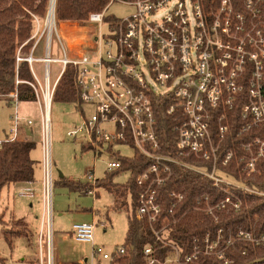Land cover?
<instances>
[{
  "label": "built area",
  "instance_id": "2783aa9c",
  "mask_svg": "<svg viewBox=\"0 0 264 264\" xmlns=\"http://www.w3.org/2000/svg\"><path fill=\"white\" fill-rule=\"evenodd\" d=\"M241 2L243 12L237 11L235 0H109L106 9L90 13L86 20L87 25L95 24L100 29L104 28V32L93 30L91 40L86 44L76 43L67 47L58 40L60 57L52 55V36L58 31L55 10L51 12L48 8L41 34L45 36L44 55L35 59L30 54L25 59L37 82L36 99L41 107L44 208L38 234L37 264H54L51 135L47 115L49 118L55 89L59 85L67 86L68 72L81 106H89L93 112L88 117L82 114L79 125L69 130L66 136L75 139L81 135L87 142L85 147L91 149L95 156L105 153L111 157L107 172L122 165L117 158L121 154L112 150L115 145L127 146L149 160L146 170L135 178L138 194L134 217L139 222L147 221L156 239L171 248L165 264L180 262L179 251L165 236L172 224L174 210L183 201L184 194L169 191V204L163 218L164 200L160 194L161 188L173 175L172 165L210 179L223 193V199L216 208L240 209L241 200L233 190L242 186L235 181L228 182L220 175L217 166L219 161L226 165L234 157V152L226 150L220 153L219 142L224 139L226 128L223 127L222 116L217 126H212V116L215 112L232 109L237 96L242 93L246 101L241 106L243 125L240 134L264 126V36L254 25L259 10L253 0ZM112 3L131 7L133 11L122 19L107 16ZM35 22L38 32L39 22L37 19ZM33 62L43 65V85L33 73ZM52 64L60 65V70L51 83ZM248 68H257L260 76L252 78L253 71ZM165 95L173 101L167 108L175 122L177 135L173 155L163 153L155 126L154 99ZM15 97L12 94L13 104L17 105ZM31 126V119L22 117L16 107L9 135L0 140V144L18 139L20 131ZM253 147L257 149L256 154ZM243 149L244 155L240 158L244 163L243 171L248 175L255 173L258 160H264V139L257 138L253 143L243 145ZM190 159L191 162L188 161ZM197 162L211 166L198 165ZM86 178L92 185L98 180L92 172ZM87 194L95 197L94 190H88ZM201 199L205 202L201 211L216 220L213 208L207 205L208 196L202 194L197 200ZM158 222L160 229L155 230ZM94 230L93 223L72 226L75 241L92 245L93 259L98 257L111 261L114 256L125 253L122 246L112 254L95 247ZM221 238V230L216 232L215 238L207 233L202 251L223 264H231L225 257V250L233 247L235 241L254 246L264 244V234L254 236L244 230H238L234 238H229L224 249L219 247ZM196 242L197 237L193 238V252L184 258V263L197 259L201 251ZM151 254V248L146 247L147 263H157Z\"/></svg>",
  "mask_w": 264,
  "mask_h": 264
},
{
  "label": "trees",
  "instance_id": "16d2710c",
  "mask_svg": "<svg viewBox=\"0 0 264 264\" xmlns=\"http://www.w3.org/2000/svg\"><path fill=\"white\" fill-rule=\"evenodd\" d=\"M241 1L235 0L238 12H243ZM253 2L259 10V16L254 20V25L256 30H259L264 36V0H253ZM108 4L109 0H55V5L54 0H51V3L50 0H0V99H3L7 104H12L14 99L8 96L15 94V100L18 103L36 102L37 83L30 65L25 59L29 57L30 51L36 43L35 19L38 21L45 19L49 5L51 12L55 10V19L60 24H85L90 13L104 10ZM32 56L34 57V55ZM67 77L65 83L67 86L65 88L58 86L55 89L52 102H72L80 109L81 102L75 90L72 89L70 72ZM245 101V94L241 93L237 96L232 109L225 111L228 128L220 144V151H233L234 157L226 165H222V161L217 164L222 175L225 174L242 186L233 190L241 200L240 209L234 211L216 208L223 199L222 191L215 188L213 182L205 176L175 165H172L171 179L160 190L164 200L162 218L166 215L165 211L169 204L167 198L169 191L175 190L184 194L183 201L174 210L172 224L165 236L166 240L179 251V264H223L215 257L203 253V240L207 233L211 238H215L216 232L221 230L220 249L225 248L226 241L229 238H234L238 230L252 232L254 236L264 234V160L259 159L255 173L249 175L243 171L244 163L240 161L244 155L243 145L251 144L257 138L264 139V126L254 127L248 132L240 134L243 125L241 106ZM172 102L170 96L166 95L154 99L155 126L159 133L163 153L168 155H173L177 141L174 131L175 122L173 117L167 113V108ZM220 112L222 114V111ZM217 113L219 112H215L212 116L213 122ZM213 126H215V122ZM34 148L35 143L27 138H18L0 144V192L4 187L10 185L35 182L36 162L30 157ZM252 149L256 154V147ZM117 158L122 164L121 167L115 171L107 172L104 178L97 180L98 188L106 190L113 197L112 210L127 213V228L122 246L125 253L114 256L111 264H148L144 255L146 247L151 248V255L157 262L155 264H165V260L170 257L171 248L163 246L156 239L147 221L139 222L134 217L138 194L135 178L146 170L149 160L136 152L130 159ZM196 164L211 166L209 163L197 162ZM121 171H127L129 179L123 184H116L113 182V178ZM61 179L60 183L70 191L85 194L90 189L88 184L83 185L73 180ZM245 189L253 192H247ZM202 194L208 196L207 205L213 208L216 220L208 213L201 211L205 202L202 199L200 201L197 199ZM2 216H5L3 212L0 214V217ZM14 222L12 225L21 227L24 233L4 228L2 236L10 247L13 239L27 237L28 234V226L24 221L16 219ZM154 228L155 230L160 229L159 222ZM195 237H197L196 245L201 252L194 262L184 263V258L193 252L192 240ZM35 255L34 264H37L38 253ZM225 257L231 261V264L263 262L264 244L254 246L250 243L235 241L233 247L225 250ZM3 263L4 260L0 258V264Z\"/></svg>",
  "mask_w": 264,
  "mask_h": 264
},
{
  "label": "rangeland",
  "instance_id": "374dc122",
  "mask_svg": "<svg viewBox=\"0 0 264 264\" xmlns=\"http://www.w3.org/2000/svg\"><path fill=\"white\" fill-rule=\"evenodd\" d=\"M51 3V0H50ZM50 7V5H49ZM133 9L120 3H112L106 12L107 16L115 19H122L131 14ZM44 21L39 20L38 32L37 25L34 36L38 42L32 47L30 54L34 55L35 59L43 57L44 38L41 36ZM58 34H53L51 50L53 57H60L61 53L58 46V40L62 42L64 46H72L76 43L86 44L91 40L93 30L95 32L102 31L95 24H75V23H63L60 24L56 21ZM38 43V44H37ZM72 43V44H71ZM67 46V47H68ZM258 64V63H257ZM256 64V65H257ZM33 73L37 80L43 85L44 72L43 65L40 62H33ZM60 70V65L52 64L50 66V82L52 83L56 78ZM253 71V77H259L258 69L248 68ZM36 81V80H35ZM37 83V82H36ZM61 87V85H59ZM40 98V91L38 89ZM12 98V94L8 96ZM38 98V97H37ZM38 98V99H39ZM41 100V99H39ZM41 103V101H39ZM36 102L18 103L17 105L7 104L3 99H0V138L5 135H9V131L12 127V116L15 113L16 107L18 113L26 118L31 119L32 126L28 129L32 130V140L35 143V148L31 151L30 157L36 162L34 178L35 184L32 186L30 197H22L19 195V191L10 188V190H3L0 193V214L3 212L4 217H0V258L4 260L3 264H34L36 255L38 253V234L40 230V223L43 216V196H42V161L43 153L41 146L42 137V125H41V107ZM225 111L217 113L215 117V126L218 124L219 118L222 116L224 119L223 126L226 128L227 124L225 118ZM93 110L89 106H81L80 109L72 102H59L54 101L51 104L49 110L50 121V135H51V160H52V179L54 182L52 189V210H53V257L54 264H57L56 259L61 260L64 264H108L109 260H103L98 257L92 260V245L89 243H79L73 239V237L63 235L61 233L70 232L71 225L82 223L84 216L90 214V210H98L100 215H97L95 219V231H94V245L102 249L104 253L112 254L119 247L123 246L126 228H127V213L125 211H114L111 206L113 204V197L106 190L98 188L97 181L95 184H90L87 181V175L93 173L96 179H102L106 175L107 163L112 160L107 154L103 153L100 156H95L94 152L85 148L87 142L81 136L72 139L66 136L69 130L74 129L79 125L82 114L84 116H90ZM212 121V126L214 124ZM214 126V127H215ZM226 132L224 135H226ZM25 131L21 130L19 133V139H24ZM219 142L218 149L220 150ZM113 152H119L122 158L130 159L133 157V149L127 146L115 145L112 148ZM225 151H220L224 153ZM62 175V177H60ZM228 182L235 183L233 179L227 177L225 174H221ZM73 180L80 184H88L89 190L98 192V197H92L87 195V192H74L63 186L60 181ZM129 179V173L127 171H121L117 176L113 178V182L116 184H123ZM94 199V200H93ZM8 209V211H7ZM10 211V212H9ZM105 211H108L106 215ZM12 212V213H11ZM105 216L109 220H105ZM16 219L24 221L28 225L27 237H21L13 239L11 247L7 244L2 236L4 228H10L13 231L19 230L20 233H24L21 227L13 226ZM91 223V222H88ZM60 233V234H59ZM43 259L45 260V246H42ZM81 261V263H80ZM256 264H264L263 262H257Z\"/></svg>",
  "mask_w": 264,
  "mask_h": 264
},
{
  "label": "crops",
  "instance_id": "0c3cea01",
  "mask_svg": "<svg viewBox=\"0 0 264 264\" xmlns=\"http://www.w3.org/2000/svg\"><path fill=\"white\" fill-rule=\"evenodd\" d=\"M18 104V103H17ZM30 128V127H29ZM24 136H25V138H27L28 140H30V141H33L32 140V130L30 129H25V133H24ZM6 137H8V135H5V137L3 136L2 138H0V140H2V139H5ZM24 138V139H25ZM34 184H35V182L34 183H31V184H24V183H22V184H15V185H10V186H7V187H4L2 190H1V192L3 191V190H7V192H8V190H10V188L14 191V189H16V190H18L19 191V195L20 196H22V197H30L31 195H32V193H31V191H33L32 190V186H34ZM0 192V193H1ZM88 195V194H87ZM98 197V192L97 191H95V199ZM113 199V198H112ZM94 200V199H93ZM7 211H8V209H7ZM10 212V211H9ZM90 214H88L87 216H84L83 217V221H82V223H88V222H91V223H93L94 225H96L95 224V219H97V215H100V212L98 211V210H93V209H91L90 211ZM106 212H108V211H105V213ZM12 213V212H11ZM105 213H104V215H103V217L105 218V220H109L108 218H107V216H105ZM107 215H108V213H107ZM27 224V223H26ZM78 224V223H77ZM74 224H72L71 225V229H70V232H68V233H61V234H63V235H69L70 237L72 236V226H73ZM28 226V225H27ZM95 231V230H94ZM60 234V233H59ZM73 237V236H72ZM74 239V238H73ZM54 258V257H53ZM92 260H93V258H92ZM56 261H57V264H64V263H62V261L61 260H57L56 259ZM80 263H81V261H80ZM27 264V263H26ZM108 264H111V261L109 260V263Z\"/></svg>",
  "mask_w": 264,
  "mask_h": 264
},
{
  "label": "bare ground",
  "instance_id": "6f19581e",
  "mask_svg": "<svg viewBox=\"0 0 264 264\" xmlns=\"http://www.w3.org/2000/svg\"><path fill=\"white\" fill-rule=\"evenodd\" d=\"M54 5H55V0H54ZM47 120L49 121L48 115H47Z\"/></svg>",
  "mask_w": 264,
  "mask_h": 264
},
{
  "label": "water",
  "instance_id": "95a60500",
  "mask_svg": "<svg viewBox=\"0 0 264 264\" xmlns=\"http://www.w3.org/2000/svg\"><path fill=\"white\" fill-rule=\"evenodd\" d=\"M60 177H62V175H60Z\"/></svg>",
  "mask_w": 264,
  "mask_h": 264
}]
</instances>
